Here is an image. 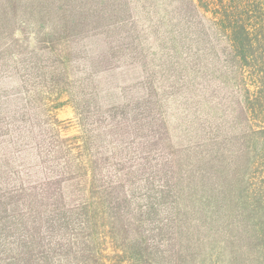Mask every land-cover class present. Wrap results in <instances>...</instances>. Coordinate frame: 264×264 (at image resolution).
<instances>
[{
  "label": "trees",
  "instance_id": "trees-1",
  "mask_svg": "<svg viewBox=\"0 0 264 264\" xmlns=\"http://www.w3.org/2000/svg\"><path fill=\"white\" fill-rule=\"evenodd\" d=\"M108 258L264 264V0H0V264Z\"/></svg>",
  "mask_w": 264,
  "mask_h": 264
},
{
  "label": "rangeland",
  "instance_id": "rangeland-1",
  "mask_svg": "<svg viewBox=\"0 0 264 264\" xmlns=\"http://www.w3.org/2000/svg\"><path fill=\"white\" fill-rule=\"evenodd\" d=\"M57 118L62 121L61 130L64 136H74L79 134V127L75 118V112L70 103H65L56 111ZM111 251H109V254ZM111 257V256H109ZM105 264H115L113 259L106 260Z\"/></svg>",
  "mask_w": 264,
  "mask_h": 264
}]
</instances>
